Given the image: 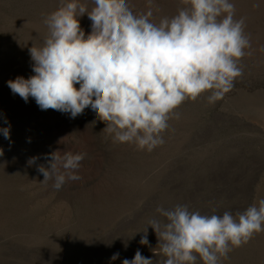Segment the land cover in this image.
Returning a JSON list of instances; mask_svg holds the SVG:
<instances>
[{"label":"rangeland","instance_id":"1","mask_svg":"<svg viewBox=\"0 0 264 264\" xmlns=\"http://www.w3.org/2000/svg\"><path fill=\"white\" fill-rule=\"evenodd\" d=\"M79 2L89 11L94 6ZM231 2L251 37V55L240 61L242 76L214 104L207 93L185 101L177 110L180 119L163 134L165 143L147 152L113 143L90 108L73 119L11 92L9 80L34 75L29 49L42 45L44 19L60 0H0V128L11 125L10 140L0 133V264H122L137 250L155 264L164 258L154 255L158 240L149 227L164 219L158 205L235 216L264 198V0ZM128 4L134 14L151 10L157 23L184 7L180 0ZM79 19L87 36L91 21ZM57 151L61 157L86 154L78 169L60 167L80 179L66 180L59 191L54 181L42 183L37 171L40 164L49 167L44 157ZM31 157L40 159L29 166ZM146 228L149 245H141ZM221 264H264V232Z\"/></svg>","mask_w":264,"mask_h":264},{"label":"clouds","instance_id":"2","mask_svg":"<svg viewBox=\"0 0 264 264\" xmlns=\"http://www.w3.org/2000/svg\"><path fill=\"white\" fill-rule=\"evenodd\" d=\"M92 3L89 11L79 0H60L44 19L48 34L42 45L29 49L34 75L18 76L7 86L26 103L34 98L41 110L69 113L73 119L90 108L106 125L101 133L113 143L147 152L162 146L170 121L180 119L179 107L205 93L209 104L221 100L243 74L241 59L251 55L246 52L251 49L246 18L235 19L231 0H180L184 7L158 23L151 10L134 14L128 0ZM85 15L91 21L87 36L79 19ZM10 128H0L5 139L10 140ZM58 153L44 157L49 167L37 166L42 183L54 181L57 191L66 180L80 179L60 167L76 170L86 155ZM39 159L31 157L27 163ZM156 212L164 219L149 222L158 240L153 252L164 258L155 264H221L233 249L264 232V198L235 216L228 211L201 214L181 204L158 205ZM143 233L140 244L149 245L147 228ZM118 258L115 253L111 260ZM122 264L154 261L137 250Z\"/></svg>","mask_w":264,"mask_h":264}]
</instances>
